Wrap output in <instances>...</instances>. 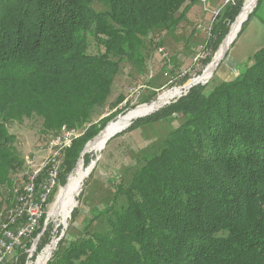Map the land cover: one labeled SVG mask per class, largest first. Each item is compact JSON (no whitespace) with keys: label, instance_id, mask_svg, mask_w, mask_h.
<instances>
[{"label":"trees","instance_id":"16d2710c","mask_svg":"<svg viewBox=\"0 0 264 264\" xmlns=\"http://www.w3.org/2000/svg\"><path fill=\"white\" fill-rule=\"evenodd\" d=\"M200 1L0 0V187L11 182L17 156L6 125L32 116L56 134L89 125L65 152L59 184L66 185L85 143L105 124H92L93 116L109 103L121 63L153 32L195 17ZM244 2L225 5L210 36L212 54ZM91 38L102 51L90 52ZM252 60L234 80L196 84L118 133L185 119L159 151L143 149L144 164L129 186L119 187L128 205L113 209L109 229L63 237L46 264H264V47ZM211 61L212 55L204 64ZM124 101L119 96L112 104ZM82 157L90 159L87 152ZM72 215L76 220L78 210Z\"/></svg>","mask_w":264,"mask_h":264},{"label":"rangeland","instance_id":"374dc122","mask_svg":"<svg viewBox=\"0 0 264 264\" xmlns=\"http://www.w3.org/2000/svg\"><path fill=\"white\" fill-rule=\"evenodd\" d=\"M233 1L231 0L230 2L232 3ZM225 5L226 0H201L197 6L198 9L195 12V17L184 20L178 27L153 32L146 38V45L140 51H136L131 60L125 59L121 63V69L115 79L109 103L105 107L97 108V112L93 116L94 121L92 124L101 126L103 121H105V124L95 136L87 140L83 151L88 143L94 140L108 125L118 121L129 111L142 105H150L166 93L176 91H179V95L187 93L188 89L185 92L187 83L203 75L205 69L210 64H204V60L211 55L213 60L225 41L224 38L217 51L212 54L213 50L209 44L210 36L213 26L223 16ZM95 7L102 9L97 4ZM256 18L264 20V0L260 1L251 22ZM243 23L239 32L242 29ZM239 32L223 59L218 63L212 77L206 80L209 83V88L215 86L219 81H223L219 77V74L222 66L229 65L230 63L231 49L237 41ZM90 41L89 50L91 53L96 54L103 50L102 47L98 46L94 38H91ZM198 53H201L202 57L198 61H195ZM243 69L244 67L241 71ZM186 76H188V80L185 79ZM119 96H123L125 101L113 106L112 103ZM178 96L169 102L176 101L179 98ZM149 99L151 101H148ZM127 101L128 104H126ZM169 102L167 104H170ZM113 113L116 115H112ZM135 120L131 122L130 126ZM184 121L185 119L183 118L178 120H159L116 136L118 133L127 130L129 128L127 127L111 137L102 150L87 152L90 159L87 162L84 161V164L88 167L96 161V165L83 182L81 192L77 196L76 207L65 221L60 216L53 215V205L58 199L60 190L66 186L59 184L60 188L54 200L47 207L43 233L41 232L34 247L29 248V251L26 252L28 255L19 253V257L14 264H19L23 256L25 264L33 263L54 240L57 241V244L47 261L52 259L57 245L63 237L73 241L75 239L78 240L79 237H87L86 231L92 233L107 231L110 227L109 216L113 209L122 210L128 205L127 196L123 192H118L120 190L119 187L129 186L137 168H140L144 164L143 149L146 147L149 149L150 147L159 151L164 144V138L168 136L172 129ZM43 122L44 120L41 117L32 116L30 118L26 117L23 120H13L6 125L8 132L15 137L12 145L15 148L17 156L13 160V167L9 170L11 182L3 183L0 187L1 211L10 208L17 202L21 192L20 188L23 187L24 181L29 177L30 181L32 180V172L41 167L46 161L45 156L49 155L48 144L61 134L45 131ZM88 126L87 124L70 130H74L76 134L75 139H77L85 135ZM83 151L81 156L76 160L75 168L84 155ZM61 156H63L60 160L62 172L65 164V154ZM46 168L42 172L41 177L38 176V179L46 174L48 170ZM71 173L68 174V178ZM75 209L78 210V217L76 220H73L72 214ZM46 237L48 240L46 241V245L39 250L42 240ZM68 240H66V244Z\"/></svg>","mask_w":264,"mask_h":264},{"label":"bare ground","instance_id":"6f19581e","mask_svg":"<svg viewBox=\"0 0 264 264\" xmlns=\"http://www.w3.org/2000/svg\"><path fill=\"white\" fill-rule=\"evenodd\" d=\"M258 0H245L244 7L238 17L236 18L235 22L233 23L230 32L225 38L224 43L220 47L219 51L214 56V59L211 63L207 66L202 76L197 77L196 79L190 80L185 87L190 86L194 82L209 80L218 63L223 59L225 53L227 52L229 46L234 41L236 35L238 34L242 23L247 19L251 11L254 9ZM186 89V88H185ZM182 91V90H181ZM179 95V91L177 92H170L160 96L157 101L150 105H142L129 111L126 115L122 116L118 121L108 125L94 140L90 141L88 145L85 147L86 152L90 151H100L103 149L107 141L118 131L123 130L127 127L131 122L138 117L145 116L163 105H166L171 99L177 97ZM180 96V95H179ZM178 96V97H179ZM75 139V138H74ZM73 139V140H74ZM73 143V142H72ZM49 155L47 157L44 166L37 168L35 172H32V180L30 182H37L39 181L38 176L41 174L42 170L46 167L47 172L44 177H51L52 173H56V165H52L55 158V150L54 147H48ZM96 163L86 167L84 164L83 157L78 162L76 168L68 178V182L65 187L60 190L58 199L53 205L52 213L53 215L60 216L63 221L67 220L70 216L72 210L77 205V196L81 192V188L83 185L84 180L94 169ZM21 195V193H20ZM20 195L18 200H20ZM17 200V201H18ZM32 202V194H25L24 195V203H31ZM12 207L4 209V210H11ZM17 219V211H9L8 214H4V221H2V211L0 213V235H7L10 232V222L16 221ZM57 241L54 240L51 244H49L45 250L40 254L36 261L31 264H45L47 260L50 258L52 251L56 247Z\"/></svg>","mask_w":264,"mask_h":264},{"label":"built area","instance_id":"2783aa9c","mask_svg":"<svg viewBox=\"0 0 264 264\" xmlns=\"http://www.w3.org/2000/svg\"><path fill=\"white\" fill-rule=\"evenodd\" d=\"M230 1L226 0V4ZM201 57L202 54L198 53L195 61H198ZM75 137L74 130L64 128L61 134L48 144V147H54L55 150L52 165H56V173H52L51 177L43 176L37 182H30V177L27 178L21 189L20 200L12 206L11 210L2 211V221H4V214H8L9 211H17V219L10 222L9 234L0 235V264H14L19 257V253L28 252L29 248H33L36 244L41 233L37 236L34 234L40 227L41 220L44 216H47L46 211L50 204L49 198L59 185L60 160L63 158L61 155L65 154L66 150L71 147ZM25 194H32L31 203H24ZM1 224L2 222L0 226Z\"/></svg>","mask_w":264,"mask_h":264},{"label":"crops","instance_id":"0c3cea01","mask_svg":"<svg viewBox=\"0 0 264 264\" xmlns=\"http://www.w3.org/2000/svg\"><path fill=\"white\" fill-rule=\"evenodd\" d=\"M244 33V34H243ZM231 49L229 65L222 66L219 77L223 81L234 80L241 69L253 63L254 54L264 47V20L256 18L249 23Z\"/></svg>","mask_w":264,"mask_h":264},{"label":"water","instance_id":"95a60500","mask_svg":"<svg viewBox=\"0 0 264 264\" xmlns=\"http://www.w3.org/2000/svg\"><path fill=\"white\" fill-rule=\"evenodd\" d=\"M252 11H253V10H252ZM252 11H251V12H252ZM247 19H248V17H247ZM247 19H246V20H247ZM216 68H217V67H216ZM215 70H216V69H215ZM207 82H208V81H198V82H194V83L191 84L190 86L186 87V89H189L190 87H192V86H194V85H196V84H199V83L206 84ZM181 95H182V94H181ZM181 95H180V96H181ZM180 96H179V97H180ZM169 103H170V102H169ZM162 107H163V106H162ZM160 108H161V107H160ZM157 110H158V109H157ZM153 112H154V111H153ZM151 113H152V112H151ZM129 126H130V124H129L127 127H129ZM127 127H125L124 129H126ZM120 131H122V130H120ZM120 131H118V132H120ZM118 132H117V133H118ZM117 133H115V134H117ZM115 134H114V135H115ZM114 135H113V136H114ZM113 136H112V137H113ZM85 153H86V151H85V149H84L83 154H85ZM94 163H96V161H94L92 164H94Z\"/></svg>","mask_w":264,"mask_h":264}]
</instances>
